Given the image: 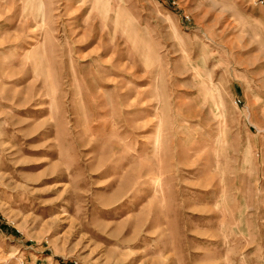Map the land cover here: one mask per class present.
Segmentation results:
<instances>
[{
  "label": "rangeland",
  "instance_id": "rangeland-1",
  "mask_svg": "<svg viewBox=\"0 0 264 264\" xmlns=\"http://www.w3.org/2000/svg\"><path fill=\"white\" fill-rule=\"evenodd\" d=\"M0 264H264V6L0 0Z\"/></svg>",
  "mask_w": 264,
  "mask_h": 264
},
{
  "label": "built area",
  "instance_id": "built-area-1",
  "mask_svg": "<svg viewBox=\"0 0 264 264\" xmlns=\"http://www.w3.org/2000/svg\"><path fill=\"white\" fill-rule=\"evenodd\" d=\"M260 5H263L264 6V0H258Z\"/></svg>",
  "mask_w": 264,
  "mask_h": 264
}]
</instances>
